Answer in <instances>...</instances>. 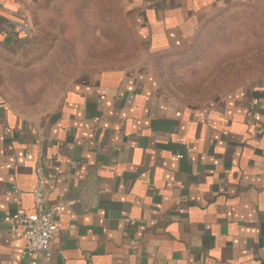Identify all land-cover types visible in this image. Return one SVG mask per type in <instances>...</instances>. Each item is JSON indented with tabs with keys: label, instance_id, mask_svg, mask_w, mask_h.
I'll list each match as a JSON object with an SVG mask.
<instances>
[{
	"label": "crops",
	"instance_id": "crops-1",
	"mask_svg": "<svg viewBox=\"0 0 264 264\" xmlns=\"http://www.w3.org/2000/svg\"><path fill=\"white\" fill-rule=\"evenodd\" d=\"M37 1L0 0V47L25 43ZM233 1L264 4L132 6L159 52ZM40 175L59 234L50 256L27 257L24 229L4 218L34 212ZM0 264H264V87L186 106L150 68H116L78 79L44 114L0 94Z\"/></svg>",
	"mask_w": 264,
	"mask_h": 264
},
{
	"label": "rangeland",
	"instance_id": "rangeland-1",
	"mask_svg": "<svg viewBox=\"0 0 264 264\" xmlns=\"http://www.w3.org/2000/svg\"><path fill=\"white\" fill-rule=\"evenodd\" d=\"M136 15L132 0H38L25 43L0 47V94L17 111L44 114L78 79L116 68H150L186 106L264 87L263 3L220 6L159 52L140 38Z\"/></svg>",
	"mask_w": 264,
	"mask_h": 264
},
{
	"label": "built area",
	"instance_id": "built-area-1",
	"mask_svg": "<svg viewBox=\"0 0 264 264\" xmlns=\"http://www.w3.org/2000/svg\"><path fill=\"white\" fill-rule=\"evenodd\" d=\"M44 185V178L40 175L33 190L34 212L32 214L4 218V222L10 225L13 232L19 227L24 229L26 240L24 255L27 257L50 256L51 242L59 234L54 212L46 208Z\"/></svg>",
	"mask_w": 264,
	"mask_h": 264
}]
</instances>
